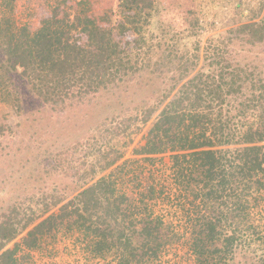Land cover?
Returning a JSON list of instances; mask_svg holds the SVG:
<instances>
[{
	"label": "trees",
	"instance_id": "1",
	"mask_svg": "<svg viewBox=\"0 0 264 264\" xmlns=\"http://www.w3.org/2000/svg\"><path fill=\"white\" fill-rule=\"evenodd\" d=\"M70 8L75 18L53 27L47 18L34 37L25 32L31 51L13 48L15 25L6 22L10 15L0 14L2 102L18 112L35 100L57 104L71 94L82 97L113 88L127 75L129 82L140 70L155 74L152 82L163 79L150 89L160 101L169 99L143 145L132 149L140 159L117 164L131 134L132 119H125V139L111 141L117 129L105 127L109 143L104 137L100 143L106 149L100 145L83 162L79 176L90 182L115 164L111 171L82 189L78 185L69 199L55 190L42 193L22 211L12 205L0 221V264H17L20 251L47 246L62 232L76 234L94 259L151 264L181 237L172 218L154 210L157 191L168 182L178 211L186 210L187 203L196 207L194 217L188 212L184 228L192 264H264V74L251 65L258 56L251 45L264 41V0L254 5L242 0H125L115 18L107 11L88 17V0H77ZM230 8L246 13L240 16L235 10L238 22L230 34L206 38L202 67L195 69L197 55L183 56L205 34L203 28H214L219 14ZM209 17L213 20L207 24ZM54 40L62 45L50 58L44 54ZM85 52L90 61H84ZM152 112L147 109L140 121ZM165 153L167 163L161 160ZM157 160L168 166L164 178L126 189L134 166Z\"/></svg>",
	"mask_w": 264,
	"mask_h": 264
},
{
	"label": "rangeland",
	"instance_id": "2",
	"mask_svg": "<svg viewBox=\"0 0 264 264\" xmlns=\"http://www.w3.org/2000/svg\"><path fill=\"white\" fill-rule=\"evenodd\" d=\"M76 1L0 0V14L10 15L9 21L6 22L15 25L17 34L11 36L13 48L15 50H22V48L27 49V51L33 50L32 41H29V38L34 37L35 32L44 25L42 21L52 18L51 26L53 27L61 25L63 20L75 18L77 13L73 12L70 7ZM88 1L91 3V9L88 11V17L90 18L98 17L100 13L102 14L105 11L113 17L114 14L117 17L118 6L125 2V0ZM242 1L254 5L257 0ZM235 10L237 8H230L227 9V12L220 13V18L214 22V28L211 26L209 29L207 26L203 28L205 34L183 56L186 59L188 57L195 58V55H197L198 64L195 69L202 67L203 47H205L206 38L216 33L228 35L230 34L229 28L237 24ZM237 11L240 16H244L246 13V10ZM76 20L79 22V19ZM82 20L86 21V19ZM211 20L213 19L209 17L207 24ZM45 25L47 30L48 28L52 29L50 25ZM25 32H27L28 39L25 37ZM61 40L63 43L66 41L64 38H61ZM197 44L199 47H197ZM61 45L62 43L59 44L57 40H54L50 51L45 52L44 55L56 58V55L60 53L59 47ZM251 49L258 55L251 62L252 68L257 73L261 72L263 76L264 41L251 45ZM32 52L36 57L37 53ZM84 55L86 58L84 61H90L91 56L86 52ZM154 75L140 70L133 75L134 78L129 82H126L129 78V75H127L123 82L117 79L118 82L113 88L100 89L95 95L83 94L82 97H79L78 94H71L70 99L68 98L57 104H38V101L34 99L35 101L30 106L19 112L11 109L0 100V126L2 131L0 136V221L12 205L22 211L29 208L31 203L39 200L42 193L51 194L55 190L56 193L65 195V198L69 199L77 192L74 190L75 187L80 185L79 189H82L102 174L111 171L115 164L96 174L90 182H88L89 180L84 181L82 176H79L86 167L83 162L89 160L90 155L97 154V148L100 145L102 149H106V147L104 148L106 143H100L103 137V141L107 139L108 142L107 137H109L110 131L105 132L103 130L105 127L107 130L111 127L117 129L115 138L111 141L121 139L125 136V123L127 121L125 119L131 118L132 121H128L131 133L127 138L129 145L126 149L125 147L122 148L123 155L117 161V164L124 161L125 158L138 157L140 159L141 156L133 154L132 149L143 145L147 129L169 99L160 101L158 92L151 91L150 88H156L164 81L159 78L152 82ZM134 79L137 82L136 85H133ZM167 87H170V85ZM147 109L153 110V112L149 119L143 123L139 117ZM168 155L169 153H165L162 156V162H168ZM102 163L106 164L107 160L104 159ZM142 163L140 167L134 166V174L127 178L126 189L129 187L132 189L144 187L148 181H153L156 177L160 179L161 176L164 178L168 174V166L161 165L159 160L155 161L153 165H148L146 161ZM172 187L174 186L172 185ZM162 188L163 190L159 188L157 191L158 195H156L154 210L156 213L163 212L167 217H171L175 228L181 233V237L178 241L166 247L162 255L151 264H192L193 258L186 242L188 231L184 228L187 227L185 219L187 221L188 212L194 217L196 207L187 203L186 210L181 209V211H178L175 207L174 189H171L169 182ZM123 190H125V186ZM56 209L53 208L52 210L55 211ZM181 215L182 217H180ZM38 220L33 221L27 228H30ZM25 232L26 230L21 232L16 240ZM11 243H9V246ZM83 246L84 242H80L76 234L58 233L55 240L47 246H42L40 249L20 251L17 264H115L110 257L102 260L92 258Z\"/></svg>",
	"mask_w": 264,
	"mask_h": 264
}]
</instances>
